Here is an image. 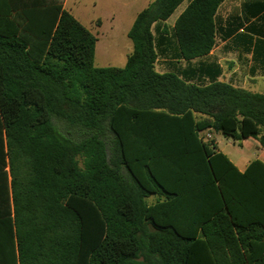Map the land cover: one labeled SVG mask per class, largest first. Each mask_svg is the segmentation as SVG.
Segmentation results:
<instances>
[{
  "label": "trees",
  "instance_id": "trees-1",
  "mask_svg": "<svg viewBox=\"0 0 264 264\" xmlns=\"http://www.w3.org/2000/svg\"><path fill=\"white\" fill-rule=\"evenodd\" d=\"M184 1L152 2L125 66L100 68L59 2L0 0V215L19 264H264V162L242 173L202 136L264 147V94L156 70L153 28ZM223 2L177 19L182 59L210 53Z\"/></svg>",
  "mask_w": 264,
  "mask_h": 264
},
{
  "label": "crops",
  "instance_id": "crops-1",
  "mask_svg": "<svg viewBox=\"0 0 264 264\" xmlns=\"http://www.w3.org/2000/svg\"><path fill=\"white\" fill-rule=\"evenodd\" d=\"M53 1L59 2L63 9L69 11L81 23L85 20V27L96 37L98 43L108 20L110 27L125 29L128 37L138 14L155 0H110V7L105 10L107 14L98 18H88L84 14L81 6L87 0ZM190 1L185 0L168 20L158 24L159 30L156 26L153 28L154 35L160 41L156 70L160 73H175L180 78L198 85L224 82L235 88L264 94V0H224L214 17L215 37L212 50L205 56L186 61L180 57L174 37V26ZM92 4L97 5V2L92 1ZM94 20H99L100 24H94ZM202 136L213 141L216 151L226 155L242 173L255 160L264 162V147L257 140L237 142L247 150L255 149L251 155L245 151H230L228 154L220 146L219 137L223 136L222 134L205 132ZM148 199V204L153 205L158 201V196ZM9 217L13 219L14 215H0V264H19L15 228L12 232L9 223L1 222Z\"/></svg>",
  "mask_w": 264,
  "mask_h": 264
},
{
  "label": "rangeland",
  "instance_id": "rangeland-1",
  "mask_svg": "<svg viewBox=\"0 0 264 264\" xmlns=\"http://www.w3.org/2000/svg\"><path fill=\"white\" fill-rule=\"evenodd\" d=\"M92 1H96L97 5L92 4ZM110 0H87L81 8L84 9V14L88 18H98L105 16L106 8H109ZM81 20V19H80ZM94 24H100L99 20H94ZM86 26V21L82 23ZM133 45L131 40L125 34V29L118 27H110L109 20L105 22V27L101 31L99 41L96 45V52L94 58V65L96 67H119L122 68L127 62V56L131 54ZM220 146L228 154L230 151H245L247 154H253L256 150H247L242 148L238 143H235L232 139H226L223 136L219 137ZM150 202V199H147Z\"/></svg>",
  "mask_w": 264,
  "mask_h": 264
}]
</instances>
